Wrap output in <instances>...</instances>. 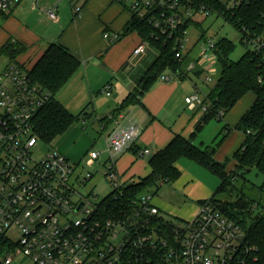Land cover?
Instances as JSON below:
<instances>
[{"label": "built area", "instance_id": "obj_1", "mask_svg": "<svg viewBox=\"0 0 264 264\" xmlns=\"http://www.w3.org/2000/svg\"><path fill=\"white\" fill-rule=\"evenodd\" d=\"M24 0H0V13H6ZM140 19H148L168 41L174 40L176 56L188 58L187 70L201 72L206 83L220 73L217 42L203 37L201 52L184 53L182 36H175L174 23L184 27L196 15L213 13L203 0H121ZM38 5V4H36ZM76 15L80 8L73 7ZM44 12L58 20V6ZM115 44L119 33H105ZM241 41L252 51L264 56V30L261 34L243 28ZM166 42V41H165ZM148 42L134 50L145 52ZM216 68V70H215ZM25 63H10L0 74V264H15L26 256L31 264H234L245 261L250 244L243 228L225 216L210 200L200 205L198 215L190 221L170 220V229L161 226L166 220L156 205L154 189L128 198L119 213L109 212L105 198L92 192L83 193L94 175L77 170L59 150L50 146L45 156L35 158L40 141L34 119L52 99L53 94L33 81ZM196 93L186 103L207 113L209 106ZM103 92L111 95V86ZM114 124L106 137L105 178L118 198L125 188L142 179L123 181L116 172V151L136 139L138 128L119 126L122 113L108 115ZM250 133V131H248ZM103 152L90 151L89 166L100 160ZM142 154H150L144 150ZM169 221V220H168ZM17 233V237L14 234Z\"/></svg>", "mask_w": 264, "mask_h": 264}, {"label": "crops", "instance_id": "obj_2", "mask_svg": "<svg viewBox=\"0 0 264 264\" xmlns=\"http://www.w3.org/2000/svg\"><path fill=\"white\" fill-rule=\"evenodd\" d=\"M27 1L29 2L24 0L7 13H0V16H6V20L0 22V50L12 40L20 50L15 61L26 63L30 68L42 57L50 44L60 43L80 61V68L55 97L70 113L81 114L79 120L66 133L57 137V141L56 139L53 141L64 156L70 161L80 163L90 151H97L96 148L101 147L106 149V137L115 126L112 123L107 124L103 119L120 110L124 118L119 121V126L124 129L138 128L136 139L116 151L114 157L116 172L123 181L148 177L151 172V158L164 149L176 135L191 139L204 114L194 111L197 107L193 108L185 101L189 95L196 93V88L193 94L190 90L184 101L180 100V103H177L179 77L173 75V79L172 75L164 73L139 102L125 105L126 99L137 92L143 75L160 54V51L151 44L147 45L144 53L134 54V50L142 43V37L136 30L124 36L133 18L127 2L45 0V7L58 6V20H50L46 29L41 31L39 24L43 23L42 20L36 23L33 14L29 16L24 14L30 13L26 9ZM33 1L30 0L29 4L32 12L39 10L38 16L42 19L47 18L44 9L39 6L40 0L36 3ZM222 1L230 3L232 0ZM75 6L80 8L79 15L73 11ZM105 33H119L121 38L115 44H110L104 38ZM4 57L7 58V64L0 73L12 63L9 57ZM106 85L111 86V95L103 92ZM206 98L207 95L205 100ZM254 101L253 94L242 98L236 107L223 117L229 121L228 126L238 125ZM79 121L83 123V128L77 124ZM223 133L227 135H224L219 145L231 137L233 131L224 130ZM223 133H220L217 139ZM68 134L70 137H66ZM245 139L246 137L239 136L235 146L239 145L240 148ZM72 143L76 145L72 146ZM195 143L210 146L199 141V134L195 136ZM144 150H148L150 154H142ZM216 153L217 150L215 155ZM215 155L217 161L224 163L222 157ZM108 160L109 156L101 158L102 166ZM233 163L236 164L233 160L229 161L228 166L231 167ZM177 168L181 175L174 182L176 204L172 208L168 207L174 210L176 219L190 221L199 213V201L209 200L214 195L217 190L215 180L219 179L187 157L179 160ZM156 205L163 211L164 204Z\"/></svg>", "mask_w": 264, "mask_h": 264}, {"label": "trees", "instance_id": "obj_3", "mask_svg": "<svg viewBox=\"0 0 264 264\" xmlns=\"http://www.w3.org/2000/svg\"><path fill=\"white\" fill-rule=\"evenodd\" d=\"M202 2L206 3L213 13L222 17L240 32L246 28L256 31L259 35L264 30V0H242L233 5L224 3L222 0H203ZM192 22V20L188 21L184 27H179L175 36H182L183 31H187ZM132 30L138 31L142 41L155 46L160 54L142 77L137 92L126 99L125 105L139 102V99L166 72L180 79L187 76L184 68L188 65V58L180 60L176 56L174 40L166 39L165 42L148 19H140L135 14H133L124 36ZM235 50L236 45L227 38H222L217 43L219 77L206 98L209 110L197 124L196 132L191 139L176 135L164 149L158 151L151 158V172L148 177L134 185L127 186L124 194L118 198L112 194L107 195L104 203H106L109 212L119 213L126 206L128 198L137 195L144 186V188L159 190L163 185L174 183L181 175L177 163L182 157H187L205 167L220 180L219 187L209 200L225 216L239 224L246 233L251 250L245 256L244 262H235L234 264H264V208L258 201L245 194L239 196L234 202L218 199L220 194L230 192L231 188L234 189L235 180L239 177L245 178L252 168H256L264 174V56L249 50L234 62L231 60V56ZM19 51L16 43L10 40L0 50V56H7L12 63H18L15 60ZM79 68L80 61L60 43L50 44L42 57L30 67L29 74L33 81L53 94L50 102L41 109L34 119L37 135L40 140L48 144L66 133L80 118L81 114L70 113L55 98ZM195 75L200 77L202 73L197 72ZM248 94H253L255 101L236 127V129L244 131L246 139L233 156L236 168L240 172L229 173L226 168L230 160L224 163L216 161L214 159L216 148L196 144L195 136L210 120L217 119L222 122L223 117ZM120 113L121 110L114 112L113 115L116 116ZM103 120L107 122V118ZM224 130L231 131L232 128L225 126ZM154 194L156 195L157 192ZM205 201H199V204H203ZM170 222V220L161 219L160 224L170 229Z\"/></svg>", "mask_w": 264, "mask_h": 264}, {"label": "rangeland", "instance_id": "obj_4", "mask_svg": "<svg viewBox=\"0 0 264 264\" xmlns=\"http://www.w3.org/2000/svg\"><path fill=\"white\" fill-rule=\"evenodd\" d=\"M66 1L69 2L70 0H66ZM240 1L242 0H232L230 1V4L233 5L235 2L239 3ZM33 2L36 3L37 0H34ZM27 4H26L27 5L26 9L27 11H30V13L24 12L25 16H29L33 14L35 16L36 23L39 20H42L43 23L41 25L39 24V26H40V30L44 31L46 29V25H49V23L51 22L50 19H48V17L45 19L40 18L38 16L39 10H37L38 12L37 11L32 12L31 6L29 5L30 0L29 2L27 1ZM39 6H41V8L43 9L48 8V6L45 7V0H40ZM5 18L6 16H0V22L3 23L6 20ZM192 21L193 22L187 29V34L183 42L184 48L182 50L184 51V53L191 52L194 55L199 54L202 49L201 47L202 44H205L204 41L201 40L203 37L207 38V40H213L215 42L221 40L222 38H227L230 41H232L236 45V50L231 56V60L234 62L238 61L247 51L253 50V47L245 46L241 44V32L238 29H236L233 25L226 22L222 17L218 16L217 14H212L209 16H205L202 14L196 15ZM28 24L31 25V23H28ZM173 28L177 30L179 28L178 24L174 23ZM6 64H7V58L4 56L0 57V71L4 68ZM184 71L187 73V76L185 78L183 79L175 78L179 81V85H180V88L176 93L177 103H180V100L184 101L185 96L190 94L189 93L190 90L192 91V94H193L196 88L195 85L200 88L201 95H202L201 97L204 100L205 96L208 95L211 89H213L214 86L216 85L218 77H219V76L213 77L210 82L206 83L204 80L205 75H201L200 77H197L195 73L189 72L186 67L184 68ZM167 73L169 74V76L172 75L169 72ZM172 78H173V75H172ZM242 105L244 106V104ZM235 107L236 105L234 106V108ZM198 108L199 107H197V110H194V111H197L201 115L205 114L200 108L199 109ZM235 111H233V113H235ZM230 112H228V114ZM80 121L77 122V124H79L83 128L84 125ZM228 122L229 121L227 119H223L222 122H219L217 119H212L207 124L204 125V127L200 131L201 133H199V141H203L205 144L212 146V148H216L217 153L215 156L222 157L223 162H225V160L227 159H229L230 161L233 160L234 154L239 149V145L235 146L236 139L239 136L246 137V134L244 133V131L236 129L237 125H235L231 127L232 128L231 131H233L232 136L229 137L223 144L219 145V142L221 141L223 136L227 135V134H224L223 131H224V127L228 126ZM220 133H223V134H221V137L217 139V136ZM66 137H70V134L66 135ZM55 141H57V139ZM75 145L76 143H72V146H75ZM50 146L59 150L57 146L55 145V142L48 144L40 140L34 152L35 158L40 159L41 157L45 156L46 151ZM96 150L98 152H103L102 157H101L103 159L109 156L105 148H102V147L96 148ZM89 158H90L89 155L83 158V160L79 164L77 174L82 173L85 176H88L91 173L92 175H94V177L92 181H90L87 185H85V187H83V185H79L80 186L79 189L83 193H88L93 189L92 192H95L99 196L100 199H103L112 192V187L105 178L104 166H102V164L98 165L97 163L94 166H89L88 165ZM72 162L77 163L74 161ZM226 169L229 173H236V171L240 172V170L236 168V164L234 163L231 167L230 165L229 166L227 165ZM215 181H217V185L215 188L216 190L219 187L220 183H219V180L217 179ZM235 181L236 182H235L234 189L231 188L230 192L220 194L218 196V199L223 200V201L234 202L237 200L239 196H242L243 194H245L251 197L253 200L258 201L261 204V207L264 208V174L259 172L258 169L252 168L246 174L245 178L239 177ZM144 187L142 188L143 190L141 189L142 190L141 192L149 191L148 188H144ZM154 192L155 193L157 192L156 197H155V202L159 206H162L163 204L165 205V207H163L164 208L163 211H161V216L166 220L176 219V217H174L176 216V214L174 213V210L171 209L173 205L176 204L175 202L176 193H173L175 192L174 183L171 182L167 185H163L162 187H160L159 190L154 189ZM168 206H171V208ZM14 237H17V233L14 234ZM15 264H31V261L26 256H20L15 261Z\"/></svg>", "mask_w": 264, "mask_h": 264}]
</instances>
